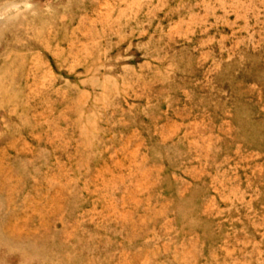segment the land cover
<instances>
[{"label": "rangeland", "instance_id": "374dc122", "mask_svg": "<svg viewBox=\"0 0 264 264\" xmlns=\"http://www.w3.org/2000/svg\"><path fill=\"white\" fill-rule=\"evenodd\" d=\"M0 264H264V0H0Z\"/></svg>", "mask_w": 264, "mask_h": 264}]
</instances>
